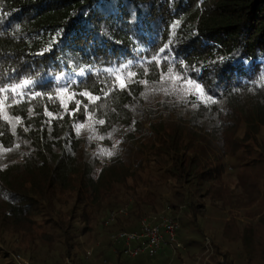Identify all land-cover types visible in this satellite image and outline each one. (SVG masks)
Returning a JSON list of instances; mask_svg holds the SVG:
<instances>
[{"label": "trees", "instance_id": "obj_1", "mask_svg": "<svg viewBox=\"0 0 264 264\" xmlns=\"http://www.w3.org/2000/svg\"><path fill=\"white\" fill-rule=\"evenodd\" d=\"M177 73L216 103L188 95ZM25 79L0 111L2 264L22 253L84 264L76 251L93 235L108 242L86 263L148 264L174 250L129 259L111 236L163 214L187 248L218 235L234 244L225 213L264 209V0H0V86ZM240 241L243 253L217 264H264V250L251 258Z\"/></svg>", "mask_w": 264, "mask_h": 264}, {"label": "rangeland", "instance_id": "obj_2", "mask_svg": "<svg viewBox=\"0 0 264 264\" xmlns=\"http://www.w3.org/2000/svg\"><path fill=\"white\" fill-rule=\"evenodd\" d=\"M258 142L259 144H264V129L261 130L260 136H258ZM237 173L238 171H235L231 168V166H228V174H226L227 179L225 185L230 189H234L238 182ZM236 194L235 199L240 200V192L237 191ZM243 203L244 205L242 207L232 209V211L226 212L224 216L225 220L229 221L232 225V233L234 234V237H236L235 241L232 242L234 244L226 242L221 235H218L216 245L212 239L206 238L204 241H200V243L198 242V244L191 245L187 248L181 240L180 234L179 242L182 246L180 251L177 250V248L173 252H165L159 258L149 262L148 264H217L225 261L227 259L226 255H229L235 260V254L238 255L243 253V246L240 241L241 238L246 239L247 255L251 258H260V255L264 250V209L260 206H252L248 203ZM212 217L219 219L217 216ZM222 220L223 218H220V221ZM212 224L214 225V223ZM101 239L97 241L95 235H93L90 239L85 237L81 239L82 246L78 248L76 252L78 253L77 257H81L82 259L84 258V261L82 260L84 264L86 262L89 263V260H85L88 250L94 248L95 253L103 243L108 242V238L104 237V235L101 236ZM4 240L6 242L4 248L9 249V244L12 243V252L15 254L17 248H19L16 242L6 235L4 236ZM0 244L3 245V243H1V236ZM84 253L86 255L83 257ZM22 254L20 257L24 258L28 262L32 261V258H29V255L25 256V254ZM242 257V259L246 258V256L244 257V254ZM50 261V263H46L41 262L39 259L36 264H55L53 263V260ZM138 261L142 260L139 259ZM0 264H2L1 261ZM14 264H16V259ZM109 264L113 263L111 262Z\"/></svg>", "mask_w": 264, "mask_h": 264}, {"label": "built area", "instance_id": "obj_3", "mask_svg": "<svg viewBox=\"0 0 264 264\" xmlns=\"http://www.w3.org/2000/svg\"><path fill=\"white\" fill-rule=\"evenodd\" d=\"M123 213V211L119 212ZM118 213L110 212L104 226L116 221ZM180 224L178 221L165 216L155 215L144 218L139 232H121L111 236L113 246H120L123 254L129 259L156 258L167 249L181 248L179 242ZM94 248L87 251L90 257ZM16 264H33L24 258L16 257ZM105 264H108L107 262Z\"/></svg>", "mask_w": 264, "mask_h": 264}, {"label": "snow or ice", "instance_id": "obj_4", "mask_svg": "<svg viewBox=\"0 0 264 264\" xmlns=\"http://www.w3.org/2000/svg\"><path fill=\"white\" fill-rule=\"evenodd\" d=\"M161 51H163V49ZM168 74H170L169 78L172 79V75H171L172 69L171 68L168 70ZM175 79L178 81H181L182 85L184 86L185 90L187 91V94L188 95H195L197 97V100H199L200 103H207V104L216 103V101L213 100L211 96H208L204 92L202 86L200 84L196 83L195 81H193L189 78H186L179 73L175 74ZM69 82H71V81H69ZM117 82H118L120 88H126L127 87V84L123 80H121L120 77H117ZM141 82L147 83L146 81H141ZM32 84H33V81L25 79L21 83L13 84L11 86H0V94H4L3 99H0V111H3V109L6 107H10L11 103H17L18 102L17 97H23L25 95L23 90L25 88H29V86ZM188 85L193 86L192 90H190V91L187 90ZM66 92H67V85L66 84L63 87L56 89L57 96H59L61 93H66ZM7 93H12L11 102H9V97H8ZM39 95H41V94L40 93H32L33 98L35 96H39ZM67 95H68V99L74 100L75 96L77 94L74 92H69V93H67ZM79 95L87 97L89 102H95L96 100L100 99V97L93 96L89 92H81V93H79ZM51 98L52 97L50 96L49 99H51ZM61 102L63 103V101H61ZM196 106H197L196 104H193V107H196ZM80 107H81L80 102L76 101L74 110L78 111L80 109ZM84 107H86V105H84ZM49 115H51V114L49 113ZM4 118L7 119L10 124L13 123V120H15L16 122H20L19 117L9 119L8 117L5 116ZM97 123L103 124L104 121L100 120V121H97ZM82 127H84V126L80 125L78 127L77 131H79V129ZM14 131H15V129L13 127V134H14ZM101 139H103V137H101ZM14 147L18 148L19 144L15 145ZM11 150H13V149H7L6 151H11ZM105 154L111 155L112 153L107 152Z\"/></svg>", "mask_w": 264, "mask_h": 264}]
</instances>
